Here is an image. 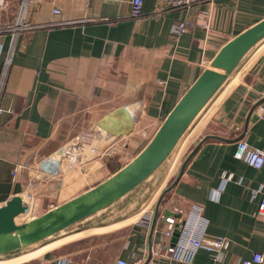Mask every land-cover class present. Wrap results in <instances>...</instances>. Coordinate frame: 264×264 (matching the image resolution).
I'll return each mask as SVG.
<instances>
[{"label": "crops", "instance_id": "1", "mask_svg": "<svg viewBox=\"0 0 264 264\" xmlns=\"http://www.w3.org/2000/svg\"><path fill=\"white\" fill-rule=\"evenodd\" d=\"M131 1L8 0L0 9V23L14 22L23 4L26 20L33 24L83 21L24 34L11 62L10 36L0 39L1 207L21 195L29 214L46 211L124 167L219 50L264 19V0H192L177 10L166 4L159 8L162 0H145L140 19L131 17ZM183 22L185 33L179 28ZM124 70L128 89L94 90L102 76ZM91 94L109 99L104 110L91 108ZM263 104L264 39L184 134L179 170L172 174L171 167L143 193L121 202L122 210H132L131 222L72 226L28 250L0 256V264H57L65 258L72 264H115L119 258L134 264L136 257H149L151 248L164 241L171 244L173 236L163 239L166 225L161 215L176 209L187 231L198 227L199 234L230 240L220 261L200 249L192 264H241L264 251V222L256 216L264 166L258 170L234 156L240 140L264 150V121L259 116ZM121 109L128 112L131 126ZM111 116L114 129L131 127L132 132L116 137L104 131L100 124ZM94 143L101 148L92 161L76 166L71 158L63 161L69 146L80 149ZM226 174H233V180L225 182ZM161 264L178 263L163 259Z\"/></svg>", "mask_w": 264, "mask_h": 264}, {"label": "water", "instance_id": "2", "mask_svg": "<svg viewBox=\"0 0 264 264\" xmlns=\"http://www.w3.org/2000/svg\"><path fill=\"white\" fill-rule=\"evenodd\" d=\"M263 39L264 19L227 42L212 59L210 67L203 70L195 82L186 89L147 145L129 163L107 179L11 229L4 225L25 214L29 206L25 204V198L21 195H15L6 201L2 207L0 206V227L4 226V229L0 230V256L17 253L76 225L113 205L150 178L169 158L196 117L243 58ZM88 98L91 108L96 111L104 110L106 102H109V99L97 94H91ZM118 112L124 116L127 125L131 126L128 112L125 109ZM112 119V116L108 117L100 127L116 137L132 132L131 127L120 131L114 129L110 125ZM179 237L180 232L175 231L171 245H175Z\"/></svg>", "mask_w": 264, "mask_h": 264}, {"label": "built area", "instance_id": "3", "mask_svg": "<svg viewBox=\"0 0 264 264\" xmlns=\"http://www.w3.org/2000/svg\"><path fill=\"white\" fill-rule=\"evenodd\" d=\"M7 2L8 0H0V9L6 8ZM144 3L145 0L131 1V17L133 19H140L141 17H143ZM191 3L192 0H162L159 3V8L163 9V4H166L167 6L169 5L170 10H177L188 7ZM26 8V4H23L21 13L18 15V18L14 22L0 23V39L5 36H10L12 45L9 51L10 54L8 57V62H11V56L14 53L16 46H18L20 38L24 34H28L36 30L45 28L49 29L67 27L83 23V21L73 20L53 22L46 25L33 24L26 20ZM54 13L59 14L60 11L56 9L54 10ZM179 28L181 33H185L187 31V27L184 22L180 24ZM0 84H2L1 80ZM259 116L264 121V104L259 108ZM234 156L238 160L245 161L252 168L259 170L264 166V150L253 148L244 140L238 141ZM14 175L16 176L17 173H15ZM233 178V174L224 175L225 182H229L233 180ZM256 195L261 196V202L256 216L258 219L264 222V185H262L259 190H257ZM177 212L178 209H176L172 214L161 215L166 225L164 229L165 232L163 234V239H170L173 236L174 232L178 231L180 232V237L177 243L175 245H169L164 241L163 244H160L158 246V248H151V254L149 257H136L134 264H161V260L163 259H168L169 261L176 262L178 264H192L194 263L196 255L200 249H205L210 252L212 258L215 261H220L222 259L225 252L230 247V240L223 236H213L205 232L199 234L196 230L198 227H194L192 230L187 231L185 228L186 222H182L183 220L180 217L178 218L177 216H175ZM178 213L181 214V212ZM57 264H72V261L69 258H65L57 261ZM115 264L130 263L122 258H119L116 260ZM241 264H264V251L254 253L251 258L243 260Z\"/></svg>", "mask_w": 264, "mask_h": 264}, {"label": "rangeland", "instance_id": "4", "mask_svg": "<svg viewBox=\"0 0 264 264\" xmlns=\"http://www.w3.org/2000/svg\"><path fill=\"white\" fill-rule=\"evenodd\" d=\"M127 71L124 70V72H117L119 74H116L115 76L114 75H111V73L109 74H106L104 76H102V79L100 80V82H96L95 85L93 86L94 90L100 92V93H106V92H112L114 93L115 90H120V89H128L129 86H128V83L126 81L125 78H127ZM111 78H116L117 80H112ZM127 93V92H126ZM125 93V94H126ZM149 138V137H148ZM186 137H182L181 140L179 141L178 145L175 147V149L173 150L172 154L169 156V158L160 166V168L150 177L148 178L145 182H143L141 185H139L137 188H135L133 191H131L129 194H127L125 197L126 199H122L120 202H116L114 203L113 205L109 206L108 208L102 210L101 212L97 213V214H94L93 216L87 218V219H83V221L77 223L76 225H74V227H72L73 229L74 228H85V227H106V226H109L110 224L112 223H117L120 224L122 222V220H127L128 219V222H131L130 218L133 215V212L132 210L129 211V212H126L124 210L121 209V206H123V204L121 203L123 200H130V198H132V196L138 194V193H143V191H145L146 188L149 187L150 184L153 183V181L160 177L164 172H168L171 167H173V171H172V174H175L179 168H180V164L182 163V159H183V156H185V153L184 155L181 156V149L184 145V142L186 141L185 139ZM101 148V147H100ZM108 148V147H106ZM71 155L70 156H74L80 149L79 148H75V147H72L71 148ZM95 157V154L94 156L92 157V159H90L91 161L93 160V158ZM71 158V157H70ZM88 161V160H87ZM85 162V161H83ZM68 164V163H67ZM78 164V163H76ZM76 164H74L76 166ZM124 164V163H123ZM66 166V163L65 165ZM74 168V167H72ZM168 169V170H167ZM117 172V170H116ZM112 173V172H111ZM115 173V172H114ZM147 190V189H146ZM148 195V194H147ZM146 193L144 195V198H142V205H144V203H146ZM136 208V207H135ZM133 208V210L135 209ZM48 210H41L39 212H33L30 214L28 213L27 215H25L24 219L22 220V223L23 222H26L34 217H37L45 212H47ZM21 224V223H20ZM117 226H121L120 225H117ZM116 226V227H117ZM128 231L130 230H127L125 233L128 234ZM34 246V245H32ZM28 249V247H26ZM33 248V247H32ZM12 255H15V254H12ZM6 258V257H5Z\"/></svg>", "mask_w": 264, "mask_h": 264}, {"label": "bare ground", "instance_id": "5", "mask_svg": "<svg viewBox=\"0 0 264 264\" xmlns=\"http://www.w3.org/2000/svg\"><path fill=\"white\" fill-rule=\"evenodd\" d=\"M72 147L69 146L68 148H66L65 150V156H64V159L67 157V158H70V161L71 163L73 164H76L77 162H83V161H87V160H90L92 159V157L96 156V152L95 150H97L98 148H100L97 144L94 143V145L90 146V145H84L80 148V150L74 155V156H70L71 155V149ZM63 161L64 162H70L68 161L67 159H65ZM63 163V162H62ZM29 213V209L28 211L23 214V215H20L18 218H16L13 222L11 223H8L7 225H4L6 226V228L8 229H11V228H14L16 226H18L20 223H22V220L24 219L25 215H27ZM4 226L0 227V230L2 231L4 229Z\"/></svg>", "mask_w": 264, "mask_h": 264}]
</instances>
